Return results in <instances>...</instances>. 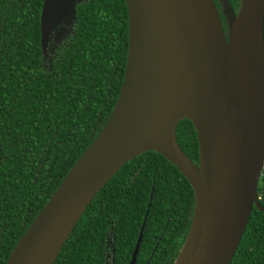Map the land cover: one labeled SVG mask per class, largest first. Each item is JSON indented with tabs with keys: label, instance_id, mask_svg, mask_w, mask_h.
<instances>
[{
	"label": "water",
	"instance_id": "water-1",
	"mask_svg": "<svg viewBox=\"0 0 264 264\" xmlns=\"http://www.w3.org/2000/svg\"><path fill=\"white\" fill-rule=\"evenodd\" d=\"M220 1L229 16L225 29L217 0L216 5L214 0H124L127 50L111 113L4 264H52L95 194L123 164L147 151L168 161L194 198L190 225L173 264L230 263L251 208L264 212L256 196L264 160V0H239L235 11L227 0ZM78 2L43 1L42 52L52 31L64 20L74 21ZM139 85L146 92L133 100ZM141 106L156 113L145 128L140 116L148 115ZM182 120L195 133L197 165L176 144L175 129ZM123 126L132 135L116 141ZM103 138L111 140L112 149L84 166L85 152ZM222 161L226 164L220 168Z\"/></svg>",
	"mask_w": 264,
	"mask_h": 264
},
{
	"label": "trees",
	"instance_id": "trees-1",
	"mask_svg": "<svg viewBox=\"0 0 264 264\" xmlns=\"http://www.w3.org/2000/svg\"><path fill=\"white\" fill-rule=\"evenodd\" d=\"M227 2L235 11L239 0ZM16 30L6 38L0 57V264L111 113L124 72L126 8L124 0L78 2L71 34L45 69L36 26L28 29L25 22ZM175 140L197 165V143L188 120L177 124ZM256 196L263 206L264 160ZM180 200L185 227L182 241L172 244L175 253L162 240L155 248L142 240L138 261H146L143 251L152 250L149 264H168L170 256L173 264L194 204L182 175L159 154L147 151L123 164L95 194L52 264H103L109 229L114 260L123 264L142 222L146 228L162 225L168 214L170 225L179 224L178 210L166 211L165 205ZM229 264H264V212L251 208Z\"/></svg>",
	"mask_w": 264,
	"mask_h": 264
},
{
	"label": "flooded vegetation",
	"instance_id": "flooded-vegetation-1",
	"mask_svg": "<svg viewBox=\"0 0 264 264\" xmlns=\"http://www.w3.org/2000/svg\"><path fill=\"white\" fill-rule=\"evenodd\" d=\"M43 1L44 0H0V57L2 54L1 52L2 47L5 48L6 45L8 44V41L6 38L9 35H11L10 33H14L15 31H17L16 29L18 25H22L26 22L28 23V29H34V27L36 26L37 37H38L37 42H38V46L40 50L39 53H40L41 68L42 69L48 68L51 58L54 55L55 49L59 45H61L64 41L61 42V44H58V46H56V48L54 49L53 53L49 55L48 51H49L50 41H51V38L54 32L59 28L58 27L47 36V42H46L44 51L42 52L40 48L39 19H40V15L42 11ZM80 1H83V0H80ZM214 2L216 5L215 0ZM216 8L218 9V13L220 14L219 8L218 7ZM221 22H222V27L225 29L222 17H221ZM171 208L178 210L176 217L179 218L177 220L179 224L170 225L169 223L170 217L168 216V214H164L166 216H164L163 218L164 223L162 225H156L154 227L146 228L145 223L142 222L137 229L133 247H132L131 252L128 255V259L123 264H129L130 258L133 252V248H134L135 242L139 234H141L140 242L138 244L137 252L135 255V260L132 264H149L150 262V258L152 257V254H153L152 250L149 252L143 251V256L146 254L148 255L146 258V261H138V258H139L138 250H139V246L142 240H144V242L147 244L148 243L154 244L153 248H155L157 242H160L162 240L164 243L169 244L168 252H171L172 255L175 253L176 250H175V247L172 246V244L179 243L180 241H182L181 237L183 235V231L185 227V222L183 221V202L182 200H180V202L177 205H169V204L165 205L166 211L173 212ZM143 216L145 217V213ZM190 221H191V218H190ZM189 225H190V222H189ZM145 228L147 229V232L145 233V238H144L143 232ZM113 242H114V237L111 234L110 229H109L107 232V236L104 238L103 264H118V262H115L114 260ZM170 260H171V256L167 260L168 264L170 263Z\"/></svg>",
	"mask_w": 264,
	"mask_h": 264
},
{
	"label": "bare ground",
	"instance_id": "bare-ground-1",
	"mask_svg": "<svg viewBox=\"0 0 264 264\" xmlns=\"http://www.w3.org/2000/svg\"><path fill=\"white\" fill-rule=\"evenodd\" d=\"M146 89L143 85H139V87L136 90L135 96L133 98V100L136 99V95L139 93H145ZM142 103V101H140V104ZM140 108H143L146 110V114L148 115V118L145 119L143 117L140 116V124L142 125L143 128L147 127L149 123H151L152 121H154L155 117H156V113L155 111L149 107H143L141 106ZM133 110H136L135 108H133ZM112 124V122H110V125ZM132 132L130 130V128L128 126H123L121 127L120 131H118V133L116 134V141H123L129 137H131ZM113 144L111 142V140H108L106 138H103L102 140H98L95 143L92 144V146L85 152L82 163L84 166H89L91 164H93L94 162H96L98 159H100L101 157H103L110 149H112ZM226 147L223 149L226 152ZM225 161H222V163L220 164V168H223L225 165Z\"/></svg>",
	"mask_w": 264,
	"mask_h": 264
},
{
	"label": "rangeland",
	"instance_id": "rangeland-1",
	"mask_svg": "<svg viewBox=\"0 0 264 264\" xmlns=\"http://www.w3.org/2000/svg\"><path fill=\"white\" fill-rule=\"evenodd\" d=\"M217 3L219 6V12L221 13L223 24H226L229 21V16L225 14V10L221 1L217 0ZM72 21V18L64 20L59 26V28L54 32L49 45V55L53 53L54 49L56 48V46H58V44H61V42H63L71 34Z\"/></svg>",
	"mask_w": 264,
	"mask_h": 264
}]
</instances>
